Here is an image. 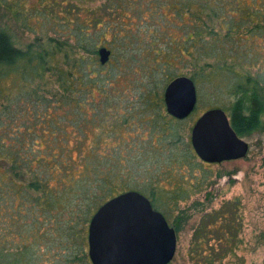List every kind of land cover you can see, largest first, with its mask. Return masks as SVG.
Listing matches in <instances>:
<instances>
[{
  "label": "trees",
  "instance_id": "1",
  "mask_svg": "<svg viewBox=\"0 0 264 264\" xmlns=\"http://www.w3.org/2000/svg\"><path fill=\"white\" fill-rule=\"evenodd\" d=\"M92 16L95 27L99 24L103 26L107 18L113 19L114 23L115 19H120V24L116 23L114 27L109 24L105 30L113 29L115 36L122 33L120 37L123 40L134 33L130 27L129 30L125 29L123 18L130 23L138 22L139 28L151 37L146 39L136 34L130 38L131 42L135 39L133 43L142 44L145 50H141V47L135 50L133 47L128 48L127 53L124 45H114V60L118 66L115 68L111 64V70L118 69L124 60H130L132 64L129 66L139 64L144 81L135 82L131 87L137 96H129L123 111L116 114V122L108 126L111 129L98 135L96 145L107 134L121 140L118 130L123 128L122 131L126 129V132H131L130 138L138 134V131H143L148 139L158 141L157 145L165 149L162 146H167L169 141V144L179 146L183 136L178 128L182 122L172 119L165 111L162 95L164 87L179 77H188L195 86L203 82L204 73L195 72L191 75L188 72L189 65L198 66L206 58L212 57L205 54V49L220 46L222 40L219 41V32L224 33L223 40L231 42L240 30H247L251 34L263 31L264 1L252 0L248 4L238 0H102V4L93 9ZM81 26L76 23L75 34L69 35L73 46L65 40H53L44 43L39 53L33 51L35 48L32 45L24 51L15 48L9 36L0 32V256L7 253L11 245L9 242L26 241L19 247V252L13 255V264H40L36 248L42 239H46L43 242H46L47 252L56 250L55 256L58 250L62 251V261L55 259L53 263L47 258L49 264H91L87 255V226L92 215L105 201L132 190L126 186L120 188V180L124 181L120 173H125L123 160L112 158L113 153L116 156L120 152L118 147L108 154H100L95 150L86 154L85 158L81 154L85 162L81 172H78L73 153L84 143L80 141L75 144V148L70 147L72 139L67 138L66 131L59 127L67 121L75 127L74 116L81 117L86 123L96 124L107 115V111L101 113L100 109L106 110L107 101L104 102V98H107V91L110 90H107L104 66L99 63L98 51L103 46L98 43L100 37H90ZM205 32L209 34L207 43L203 37ZM174 33L181 35L179 41ZM161 43L164 47L158 48ZM137 52H145L139 59L149 58V62L164 64L170 69L165 71L163 68L162 71L155 64H140L135 59L134 54ZM120 57L123 58L118 61ZM54 58H60L59 62L55 64ZM174 62L182 65L181 69L184 70L180 74L174 65L171 67ZM11 74L19 76L22 83L13 93L4 86ZM160 74L164 76L158 80ZM52 77L55 83L50 79ZM111 77L115 78L114 72ZM256 79L247 77L240 85H233L227 94L229 102L219 103L216 107L227 113L231 128L241 138L248 137L261 125L263 99L259 91L262 90V79ZM56 85L59 90L53 89ZM94 90L99 92L103 102L94 99ZM83 106L89 110L88 113L82 109ZM61 113L64 114L60 116ZM88 114H91L90 117ZM69 115H73L72 119L67 117ZM121 143L124 145L122 141L118 145ZM146 143L147 146L152 144ZM185 144L184 158L188 163L198 157L189 140ZM129 146H136L134 140ZM157 150L154 154L162 151ZM197 166V169L206 170L201 164ZM170 168L173 166L161 174H168ZM90 179L92 183L87 182L88 186L97 185L105 196L96 197L95 194L93 200L85 206L86 209H82L80 202L91 197L86 199L85 196H76L69 199L65 191L81 182L84 185ZM200 186V183L193 184V191ZM85 192L88 193L83 191L82 194ZM138 192L146 196L153 208L167 220L166 210L157 208L154 191L150 192V198L145 192ZM190 193L189 190L177 187L172 198L176 201L185 200ZM239 210V200L234 199L202 216L192 241V260L195 264H216L233 252L239 241ZM169 225L176 233L182 228L176 221ZM10 238L11 241L8 240ZM213 240L217 241L218 250L212 247L208 254H202L204 243ZM67 243H72L73 247L69 249Z\"/></svg>",
  "mask_w": 264,
  "mask_h": 264
},
{
  "label": "rangeland",
  "instance_id": "2",
  "mask_svg": "<svg viewBox=\"0 0 264 264\" xmlns=\"http://www.w3.org/2000/svg\"><path fill=\"white\" fill-rule=\"evenodd\" d=\"M238 1L250 4L252 0ZM257 1L263 2L264 0ZM101 4L102 0H0V32L7 34L13 46L21 51L27 50L32 45L35 48L34 52H42L44 43L53 40H58L59 42L65 40L70 45L69 35L75 34L76 23H80L90 37L95 39L100 37L98 40L99 45L111 51L110 60L103 67V74L107 80V90H110H108L109 92L107 91L106 97L108 99L104 98V102L105 100L107 101L106 110L105 108H100L101 113L107 111L103 121L99 120L96 123L100 127L90 122L86 123L81 117H73V115L67 117L75 119V127L72 126L70 121L64 122V124L59 126L66 131V137L72 139L70 147L75 148V144L80 141L84 143L76 148L75 153H73L74 165L77 167L78 172H81V166L85 162L83 157L85 158V155L90 154L91 151L95 150L100 154H108L114 148H119L120 154L118 153L119 155L116 154L114 156L113 153L112 158L118 157L123 160L125 173H120L122 179L124 177V181L120 180V188L126 186L132 189L128 191H143L149 198L150 192L154 191L157 208L166 210L168 224L172 225L176 221L182 226L181 230L176 233V252L169 264H195L192 260V255H194L191 251L192 241L202 216L218 210L226 202L238 199L240 203L239 214L241 216L238 244L232 253H229L216 264H264V30L254 34L249 33L247 30H244V32L240 30L239 34L237 33L238 36L234 37L231 42L223 40L224 33L219 32L221 34L219 41L222 40L220 46L216 49L211 47H206L205 49V54L208 56L212 55V57L206 58L198 66L189 65L188 72L191 75L195 72H203L205 77L203 82L200 81L196 85L197 104L194 111L178 126L180 134L183 136V140L178 144L179 146L169 144L170 141L167 142V146H162L165 149H161L156 142L153 145L151 144V146H147L148 135L146 133L138 131V134L130 138L129 134L131 132H126V129L122 131L123 128L118 130V135L123 139L121 138L118 141V139H114L107 134V136L103 135L99 145H96L98 135L111 129L108 126L116 122V114L123 111V106L128 103L129 96H137L135 90L131 87L136 84L135 82L144 81L139 64L129 66L132 64L130 60H124L119 64L120 67L118 69L111 70V64L115 68L118 66L115 65L114 60V45L117 44L118 47H123L124 45L127 47L128 53V48L134 47L137 50V48L141 47L140 49H143L142 44L133 43L136 42L135 39L133 42L130 41L133 35L141 34L142 37L151 39L145 30L139 28L138 22L130 23L126 18H123V22L125 21L126 23L125 29L129 30L130 27L134 32L132 35H128L129 38L125 37L127 38L126 40L121 39L120 35L122 33H117V36H115L113 29L108 28V30H105L109 24L112 25L111 27H114L116 23L120 24V19H115L116 22L114 23L113 19L107 18L103 26L99 24L95 27L93 25L92 12L93 9L95 10ZM124 24L122 25L124 26ZM205 33L203 37L205 43H207L209 34ZM174 36L178 41L181 38L179 33H174ZM141 39L140 41L143 40ZM71 45L73 46V44ZM160 47H164L163 43L158 46V48ZM142 53L145 52L135 53V59L139 60L140 64L148 62V66L149 64L153 66L155 63L149 62V58L139 59ZM176 53L178 56L180 55L178 51ZM80 55H84V53ZM122 58L120 57L118 61ZM59 59L54 58L53 62L56 64ZM177 63H171V67L175 66L176 68L174 69L176 71L179 70L177 72L180 74L182 65ZM155 65L158 66L157 69L162 71L163 68L165 71L168 68L166 67L167 65L160 63ZM73 71L78 72L76 69H73ZM113 72L115 78L111 77ZM163 76V74H160L157 79L161 80ZM247 77L252 80L256 78L262 79L260 81L262 90L259 91V96L261 100L263 99L260 127L248 137H242L249 145L247 156L244 159L220 164L203 163L198 158L192 159L188 163L185 162V143L187 140L190 142L191 129L195 121L206 110L216 108L219 103L225 104V102H229L227 94L230 92L231 87L240 85L239 83L245 81ZM46 78L48 79V76ZM53 78L50 79L55 83ZM21 85L20 77L14 74H11L10 78L4 83V86L11 93H13V90L20 88ZM53 89L59 90L57 85L53 86ZM93 96L96 101L100 100L103 102L97 90H94ZM109 101L110 105H108ZM113 103L118 104L114 105ZM84 107L82 109L88 113L89 110H85L87 108ZM62 114L64 113H61L60 116ZM88 115L90 117L91 114ZM83 138L85 140H81ZM133 140L136 146L129 148ZM120 141L124 142V145L122 143L118 145ZM126 143L128 145H125ZM157 149L162 151L154 154ZM81 154L84 155L82 158ZM132 160L133 162L129 163ZM139 164L140 167H138ZM197 164H201L206 170L197 169ZM171 165L173 168H170V172L162 175L161 173L172 167ZM91 180L86 181L84 185H81L83 182L77 184L79 185H76L77 189L74 186L67 188L65 191L69 199L76 196H85L86 199L91 197L89 200L80 202L82 209H86V205L93 200L95 194H97L96 197L105 196L97 185H92V188L88 186L89 183L87 184V182L90 181L92 183ZM197 183H200L201 186L193 191L192 185ZM177 187L191 191L189 197L185 200H174L172 194L177 190ZM88 188L89 190H87ZM83 191H88V193L82 194ZM76 201L77 199L75 203ZM46 233H49V231H46ZM8 240L11 241V238ZM44 240L46 241V239ZM44 240L42 239L36 248V255L40 264H49L47 258L51 259L53 263L56 261L55 259L62 261L60 257L62 251L58 250V255L55 256L56 250L47 252ZM9 243L11 245L7 253H2L0 256V264H13V255L19 252V247L23 243L25 244L26 241ZM67 246L71 249L73 244L67 243ZM212 247L218 250L217 241H209L208 244L205 242L201 249L202 254H208ZM59 264L62 263L60 262Z\"/></svg>",
  "mask_w": 264,
  "mask_h": 264
},
{
  "label": "water",
  "instance_id": "3",
  "mask_svg": "<svg viewBox=\"0 0 264 264\" xmlns=\"http://www.w3.org/2000/svg\"><path fill=\"white\" fill-rule=\"evenodd\" d=\"M105 64L109 51H98ZM167 113L177 119L189 116L197 103L196 90L188 78H177L166 88ZM190 143L196 156L207 164L244 159L248 143L231 128L226 112L211 108L192 126ZM175 230L137 191L119 194L98 207L87 229L91 264H169L176 252Z\"/></svg>",
  "mask_w": 264,
  "mask_h": 264
},
{
  "label": "flooded vegetation",
  "instance_id": "4",
  "mask_svg": "<svg viewBox=\"0 0 264 264\" xmlns=\"http://www.w3.org/2000/svg\"><path fill=\"white\" fill-rule=\"evenodd\" d=\"M101 48H105L107 51H109V57H108V60H107V62L105 63V64H101L100 63V58H99V63L102 65V66H105L108 62H109V60H110V56H111V51L110 50H108L106 47H101ZM100 48V49H101ZM99 55V54H98ZM179 78H181V77H179ZM184 78H188V77H184ZM189 79V78H188ZM190 80V79H189ZM173 81V80H172ZM172 81H170V82H172ZM170 84V83H169ZM168 84V85H169ZM194 84V83H193ZM168 85H166L165 87H164V89H163V102H164V106H165V111H166V113H167V110H166V105H165V101H164V94H165V90H166V88H167V86ZM195 86V85H194ZM195 90H196V86H195ZM196 96H197V93H196ZM197 104V103H196ZM168 114V113H167ZM168 116H170L172 119H175V120H178V121H180V122H183V121H185L186 120V118L188 117H185V118H183V119H177V118H175V117H173L172 115H170V114H168ZM147 142L150 144V143H152V144H154L155 142L156 143H158V141H155V140H153L152 138H149L148 140H147Z\"/></svg>",
  "mask_w": 264,
  "mask_h": 264
}]
</instances>
